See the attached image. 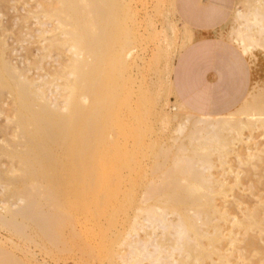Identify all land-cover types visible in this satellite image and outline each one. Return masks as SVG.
<instances>
[{
  "label": "rangeland",
  "instance_id": "obj_1",
  "mask_svg": "<svg viewBox=\"0 0 264 264\" xmlns=\"http://www.w3.org/2000/svg\"><path fill=\"white\" fill-rule=\"evenodd\" d=\"M103 1L104 3L98 5L93 4L96 3V0H93V3L92 0H59V2L57 0H0V184L2 185V187L0 186V214L9 216L10 213L18 211L21 206L25 205L27 197L25 195H28L32 191L29 184L33 182L21 185V180H18L19 178L21 179L20 176L23 174L25 175L26 169L19 163L15 153L18 152L23 145H27L28 143L26 141L28 140V137L26 138L27 135L23 134L20 130L18 131V127L16 128V126H18L16 118L18 117V106L16 103L18 96L22 95L26 99H33L31 97L33 95L32 92L35 93L36 91L38 96H35L33 99L35 105H44L45 103H53L52 105H57V103H59L62 105L64 98L66 97L63 96V93H66L64 91L66 87L65 85L73 79V75L71 74L72 59H74L76 55L85 52V50L83 51V49L87 47L85 44L90 46L92 42L94 43L96 37L94 38L91 34L93 31L91 29L99 25L98 23H101L103 19L109 20V23L112 22L109 26L107 24V27L110 31L112 29V31L109 32V29L106 30V36H108L107 41H111L112 44L109 42L110 44H108L109 47L107 48L108 51H104V55H102L104 58L102 57L103 60L101 59V65L103 66H101V68L106 71L107 80H110L104 82V85H107L106 83H108L109 86H104V88H109V90L113 89L114 92L110 91L112 92L111 94L113 95L114 93V96H117V99L113 96L116 100L114 101L117 103L115 104V102H112L108 110L109 121H111L110 123L112 124H110V133L111 130L114 132V135L113 133H109L110 136H108V142L115 141L119 148H117L118 152L116 151V154H114L116 160L113 163L116 164L114 166H103L100 168L101 175L99 174L98 176L103 188V198L101 199L107 206L105 218L103 216L98 224L99 227L103 225V228H99L98 226L92 227V221L86 223L82 217L76 216V218L79 219V223H72L73 225L71 226L72 229L77 227L74 229L76 239L74 238L70 243L74 246L72 247L69 244L63 246L64 240L60 238V235L63 237L62 233L66 232L64 233L65 236L68 232L64 229V231H61V234H59V237H56V239L58 238L57 243L55 242V244H52L47 243L49 240L45 237L40 236V239L38 235L34 237L31 233L30 235H27L29 234V230L27 229L25 230L26 233H16L11 229L14 231L13 234L10 228L5 227V225H0V253H2L0 254V264H3L2 262H4V264H124V262H130L131 259L132 261L130 264H133V261H136V259L133 251H131L133 246L130 247V244L134 245V248L137 249L140 247L144 248V252L140 251V260L138 259L140 264H152L151 261L153 259H147V256H144V254L147 252L153 253L154 248L158 247V244L161 246L158 250L160 248L162 249L160 250V253L162 254H160V261L161 263L164 262L163 264H178L177 262H182V260L186 264L190 261V264H196L195 258L198 259V261L196 260L197 264H264V131L255 128L254 132H250L251 129L248 130V127L245 128V124L243 123L247 122V120L249 121V119L251 122H257L258 119L264 120V113L258 116V114L253 111V109L257 107L255 105L258 102L257 99L261 98L255 96H264V93H261L264 92V45H262V43L264 44V0H224L222 3L214 0ZM217 5H219L220 8ZM84 12L88 13V16ZM261 13H263L262 16ZM90 14L91 17H89ZM85 18L87 19L85 20ZM115 19L118 21H115ZM202 21H207V23H203ZM113 26L115 27L114 30ZM237 30H241L238 32L241 33L242 36L245 35L248 38L249 35L254 39L251 40V38H248V40L254 42L256 40L258 41H256L257 43L255 42L254 45H251L253 44V42H251L250 45L253 48L247 47L245 44H247V42L249 44V41L247 38H244L246 39V43L242 44L248 49L250 48L249 52H243L237 44L242 41L241 35L238 34ZM259 30H261L260 33H258ZM243 32L245 34H242ZM110 33L114 35V37L116 36L115 38L117 41L114 37H111L112 35H110ZM237 34L240 40L237 39ZM90 35H92V38ZM115 41L116 43H114ZM83 42H85V44ZM255 44H258V47H256ZM111 45L116 47L113 48ZM109 48H113V50L111 49L112 52H110L111 50H109ZM156 52L157 55H154ZM83 55L85 56V53ZM120 56L122 58H120ZM156 56H158V58ZM180 56H184L186 61V67L181 72L187 86L184 95H179L176 91L177 88H175L176 75L179 66L178 59ZM114 59L116 60L114 61ZM111 61L115 63L113 64ZM150 62L153 64H150ZM115 64L117 65L116 68ZM107 65H109V67ZM110 68L114 71L113 75L116 73V77L111 74L112 72H109L111 70ZM111 75L113 78H111ZM114 83L116 84L114 85ZM112 85L114 87H112ZM25 90L28 92L26 93ZM103 90L104 96H107L108 93L110 94L108 89ZM106 90L108 92L107 95H105ZM18 91L21 92L19 93ZM41 92L44 95V99L42 98ZM253 92L256 94L255 96L253 95ZM233 97H237L238 100L232 101ZM253 97L254 99L252 100ZM193 98L200 99L203 105H200L199 109L196 107V109H193L191 112L189 111L192 110L190 109L189 100H192ZM254 100H257V102ZM44 101L46 102L44 103ZM250 101L255 103L254 108L250 106H254ZM248 103L249 108H253L252 110L247 108ZM52 105L51 107H53ZM110 108L112 109L110 110ZM115 110L118 115H116L117 113ZM246 110H248V112ZM208 113L214 115L212 116L213 120H221L231 116L230 119L228 117L229 120L227 119L231 122V118H238V120L233 119L232 122L237 121L236 123L239 124V121L242 120L241 122L244 126L242 124L241 127H239L234 123V125H237V128H235V126L233 128L236 130L238 129V131H235V129L232 131L231 128V130L228 131L229 128H226L227 130H222L216 134L212 133L213 135H209L211 138L208 136L205 137V135H207L206 131L201 133L198 132L200 133V136H202L201 139L200 136H198L199 134H197L196 129L198 128L196 127H202V122L201 125L199 122V125L197 124L198 126L195 125V122L203 121L205 118L204 116ZM131 114H133L132 117ZM243 114L245 116H243ZM118 118L120 119L117 123L116 121H118ZM126 119L128 122L125 121ZM113 120L116 125L119 124L118 127H116L115 124L113 125ZM123 122L124 126L122 127ZM129 124L132 125L130 126ZM194 126H196V129ZM116 128H118L117 130L120 134L116 131ZM130 129L131 131H129ZM19 134H23L24 136ZM218 134H221V137ZM250 134H252V136ZM225 135L227 136L225 137ZM22 136L25 137V139L22 138ZM116 137H118L119 140H115ZM203 137H205L204 140ZM109 138L111 140H109ZM210 140H212V143ZM23 141L26 143H21ZM217 144L218 146H216ZM123 145L126 148H124ZM255 146L258 147L256 148ZM121 158H124L122 159L123 161H121ZM247 158L248 161H246ZM189 159L192 160L190 161ZM186 160L187 162H185ZM190 163L192 164V168L189 166ZM251 164L252 167L255 165V168L250 167ZM111 166L115 169L111 168ZM201 166L209 168L206 173L204 170L202 175ZM104 168L105 170H103ZM249 168L252 169L250 170ZM180 169H182L183 172ZM187 169L188 173L191 172V175L187 177L184 175V177H182L180 173H185V170ZM174 170H176V173L180 174V176L176 173L173 174ZM194 170L196 176L193 175L192 171ZM198 173H200L199 176L197 175ZM203 175L205 177H203ZM250 175H253V177ZM212 176L215 180L222 181V183L224 182L225 186H218V184L214 183ZM240 176L242 177L240 178ZM175 177L177 181H172ZM9 179H11V181ZM108 180H111L110 182L112 184L109 183ZM182 180L183 183H181V186L180 182ZM190 180H194L195 183L192 181L190 182ZM207 180L211 183V185L208 186L211 190L206 187V183H209ZM257 180L260 182H257ZM116 181L119 183L120 187L117 185L118 183ZM34 184L36 183H33V185ZM196 184H198L197 186H200L199 190L201 191L199 192L204 193V195H202L203 193H197L198 195L201 194L204 198L213 196L212 198H214L215 203L218 204L217 206L224 210V212L227 210L229 213L227 212L226 215L229 214L230 216H226V220H224V218L220 220L221 217L219 216H214L216 219L214 217L213 219L210 217L213 213L210 214L208 212L211 219L208 217L210 222L207 221L211 225L206 224L209 228H206V225L200 226L201 228L203 227L202 230L205 229V232H201V228H198L201 234L204 232L202 235H205V238H201V240L197 235V237L189 235L192 239L188 241V245L184 244L185 246L183 245V247L184 250L185 248L187 250L191 245L192 248L190 247V249L192 250L190 252V249H188L185 255H189L184 257L183 250V253L181 252L182 254H180L178 250L173 249L174 246L172 240L174 237L172 235L169 236L170 233L163 232V230L159 228L156 230L151 228L150 225L153 221L151 222L148 220L147 222V216L146 213L144 214V209L151 207L150 209H155V215L163 213V215H166V218L169 220L171 219L169 222L176 223L177 220L175 214L173 215V213H170L168 210H165L164 212V209L167 207H164L165 199L163 198H165L167 194L169 196H184L188 194V189L193 187L192 185L196 186ZM19 188L23 191H20ZM171 188L174 190L167 192ZM179 188L182 191H180ZM215 190L216 193L214 192ZM16 191L22 193L20 194ZM163 191L165 193L167 192L166 194L163 193L165 196L162 194ZM178 191L182 194H179ZM224 196L225 199L223 198ZM142 198H144V201H142ZM222 202L225 205L222 206ZM200 209L203 211L204 208L201 207ZM137 211L140 212L137 213ZM204 211L207 210L205 209ZM253 212L256 214V218L252 216V214L254 215ZM221 213H223V211ZM202 215H205L204 212ZM227 217L230 220H228ZM248 217L250 218L248 219ZM244 220L245 223H247L246 225L242 223ZM70 221L73 220L70 219ZM236 221H239L241 224L239 222L236 224ZM215 222H218L219 225L218 223L215 224ZM249 222L252 223L250 224ZM254 224H259V226L256 225L255 227ZM108 225H111V228H109ZM231 225L234 226L232 227ZM249 226H253L252 229ZM237 227L238 229H236ZM103 229L105 230L103 231ZM208 229L211 230L209 231ZM213 229L216 232L213 231ZM97 230H101L104 233V238H107L106 242L108 245L105 242L107 249L104 248L105 254L103 253L104 251H101L99 254L100 249H96L94 252L92 251L93 253L91 252V248L94 244H99V236L98 233L96 234V232H98ZM22 233L27 236H20ZM228 233L231 234L229 235ZM16 234L18 235L17 237ZM208 235H210V237ZM211 235L218 237L214 238ZM261 235L262 238L260 237ZM28 238H32V240H29ZM43 238L45 239L44 241L42 240ZM234 238L236 239L233 240ZM91 239L94 240L92 241ZM58 243H63L62 247L61 245H58ZM142 243H146V245L148 244L146 247L147 249H145ZM199 243L202 245L199 246ZM155 244L156 246L154 247ZM136 245H138L139 248L136 247ZM195 245L199 247L195 248L197 247ZM75 246L80 248L78 249ZM206 246L210 247L207 249ZM243 246L245 247L244 249H242ZM81 247L83 248V253L80 252ZM64 248L68 249L69 252ZM85 248H87V250ZM108 250L110 252H108ZM205 251L208 254H206ZM213 251L214 253H212ZM193 252L196 254H192ZM204 252L205 255L203 254ZM197 253L199 254L197 255ZM98 254L101 257L98 256ZM214 254L217 255L215 256ZM206 255H209V257ZM94 258L98 259L96 260ZM100 258L102 259V262H100ZM189 258L191 260H189ZM225 258L229 261L227 260L228 262H225ZM80 259H84L83 263L79 262ZM109 259H112L113 261H110ZM187 260L189 261L187 262ZM160 261L158 260L157 263H160ZM172 261L175 262L172 263Z\"/></svg>",
  "mask_w": 264,
  "mask_h": 264
},
{
  "label": "bare ground",
  "instance_id": "obj_2",
  "mask_svg": "<svg viewBox=\"0 0 264 264\" xmlns=\"http://www.w3.org/2000/svg\"><path fill=\"white\" fill-rule=\"evenodd\" d=\"M54 1V0H53ZM59 2V0H57ZM84 1V0H83ZM89 1V0H87ZM141 2V1H140ZM51 3V2H50ZM92 3H93V0H92ZM101 3H104L103 0H96V3H93V4H101ZM90 4V3H89ZM92 4V5H93ZM108 5V4H107ZM87 6V5H86ZM101 6V5H100ZM104 6V4H103ZM96 7V5H95ZM108 7V6H107ZM86 9V8H85ZM94 9V8H93ZM99 9V7H98ZM100 10V9H99ZM104 10V9H103ZM102 10V11H103ZM261 10V9H260ZM87 11V10H86ZM97 11V9H96ZM95 11V12H96ZM114 11V10H113ZM101 12V11H100ZM99 12V13H100ZM105 12V11H104ZM116 12V11H115ZM262 12V11H261ZM264 12V10H263ZM85 13V12H84ZM256 13V12H255ZM258 13V12H257ZM87 14L88 16V13H85ZM102 14V13H101ZM263 13H261V16H262ZM99 15V14H98ZM106 15V14H105ZM117 15V14H116ZM119 15V14H118ZM83 16V15H82ZM108 16V15H107ZM91 17V14L90 16ZM93 17V16H92ZM101 17V16H100ZM99 17V18H100ZM112 17V15H111ZM95 18V17H94ZM117 18V17H115ZM84 19V18H83ZM87 18H85L86 20ZM89 19V18H88ZM97 19V18H96ZM114 19V18H113ZM112 20V19H111ZM94 21V20H93ZM96 21V20H95ZM115 21H118L115 19ZM82 22V21H81ZM97 22V21H96ZM98 23V22H97ZM112 23V22H110ZM109 20H102V22L98 23L99 25L93 27V30L92 31V35L94 36V38L96 37V40L94 41V43L92 42L90 46L86 45L85 42H83L85 44V46H87L85 49H83V51L85 50V56L80 53L79 55H76L74 57L73 60V63L71 62V74L73 75V79L72 81L69 83H67V85H63L65 87V92L66 93H63V96H66L64 98V101L61 104L57 103L52 105V104H48V103H45L46 101H44V105H35L33 103V99L35 98V96H38V94L34 92L33 95L31 96L33 99H26L24 96H18V99H17V106H18V117L17 118V121H18V126H16V128L18 127V131H22L23 134L27 135L26 138L28 137V140H26L28 143L27 145L25 144L26 142L23 141L21 143L25 144L22 146V148L16 152V158L17 160L19 161V163L26 169V173L25 175L23 174L21 177V179L19 178L18 180L21 182L20 184L23 185L25 183H30V182H33V183H36L33 185V183L29 184V186H31V193H27L28 195H25L27 196L26 197V201H25V205L24 206H21V208L18 209V211L16 212H12L10 213V215H2L0 214V225L4 226L5 227H8L11 229H13L16 233L19 232H25V230H29V234L27 235H30L33 234V237L38 235L39 237L42 236V237H45L49 240V242L47 243H54L55 242L57 243V240L58 238L56 239V237H59V234H61V231H68L67 232V235L65 234L64 236V233L66 232H63V237H61L60 235V238H62L64 240V245L65 244H69L70 246H72V244H70L72 242V240H74V238L76 239V235L74 234V229H76L77 227H74L72 229V223H79V219L76 218V216H80L83 218V220H85L84 222H90L92 221V227H95V226H98V224L100 223V219H102V217L104 216L105 218V213L106 212V205L105 203L103 202V200L101 198H103L102 196V191H103V188L101 186V183L98 179V176L100 174V168H102L103 166H106V165H115L113 162L116 160L115 157H114V154H116V151H117V144L115 141H111V142H108V136H110V134L113 133L114 135V132H112L111 130V133H110V122L109 121V115H108V110H109V107L111 106L112 102H115L116 100L114 99V97L116 98L117 96H114V93L113 95L111 94L113 91V89L109 90V88H104V86H108V83H106L107 85H104L105 81L108 82L110 80H107L106 78V71H104V69L101 68V59H102V55H104V51L107 50V48L109 47L108 44L111 43V41H107V37L106 36V30L109 29L107 27V24L109 26ZM79 24V23H78ZM116 24V22H115ZM113 24V25H115ZM92 25V24H91ZM94 25V24H93ZM112 26V24H111ZM260 26V24H259ZM263 26V25H262ZM81 27V26H80ZM84 27V26H82ZM85 27H86V24H85ZM89 27V26H88ZM92 27V26H91ZM117 27V26H116ZM114 26H113V30H114ZM260 28V27H258ZM81 29V28H80ZM83 29V28H82ZM87 29V27H86ZM89 29V28H88ZM261 29V28H260ZM109 32L110 29L108 30ZM238 31H241V30H237ZM244 31V30H242ZM261 30L258 31V33H260ZM264 31V30H263ZM262 31V32H263ZM115 33V32H114ZM83 34V33H81ZM119 34V32H118ZM238 34L241 35V33L238 32ZM237 34V36H238ZM242 34H245L244 32ZM90 35V37L92 36ZM110 35H112L110 33ZM260 35V34H258ZM85 37V36H84ZM87 37L89 38V36L87 35ZM112 38L114 37V35L111 36ZM116 37V36H115ZM114 37V38H115ZM261 37V36H260ZM86 38V37H85ZM92 38V37H91ZM241 38H242V41H240V43H237L239 45V47L241 48V50L243 52H249L250 51V48L248 49L247 47H252L251 45H254V43L257 41H251V40H254L253 38H251L249 35H248V38L251 40H248L247 36L245 35H241ZM244 38H247V40L249 41V44L247 42V44H242V43H246V39ZM258 38V37H257ZM256 38V39H257ZM123 39V38H122ZM125 39V38H124ZM237 39H239V36L237 37ZM244 39V40H243ZM259 39V38H258ZM261 39V38H260ZM264 39V38H263ZM112 40V39H111ZM116 40V38H115ZM126 40V39H125ZM240 40V39H239ZM84 41V40H83ZM87 41H90V40H87ZM92 41V40H91ZM114 41V40H113ZM117 41V40H116ZM116 41L114 43H116ZM264 41V40H263ZM262 41V42H263ZM108 42V43H107ZM110 42V43H109ZM119 42V41H118ZM238 42V41H237ZM251 42H253V44H251ZM258 42V41H257ZM256 42V43H257ZM261 42V41H260ZM112 44V43H111ZM127 44V43H126ZM251 44V45H250ZM250 45V46H249ZM256 45V44H255ZM258 45V44H257ZM256 45V47H258ZM262 45H264L262 43ZM84 46V47H85ZM113 45H111L112 47ZM260 46V45H259ZM116 47V46H115ZM113 46V48H115ZM121 47V46H120ZM113 48H111L113 50ZM118 48V47H117ZM124 48V47H123ZM122 48V50H123ZM127 48V47H126ZM159 48V47H158ZM253 48V47H252ZM109 48V50H111ZM121 49V48H120ZM112 50L110 52H112ZM121 50V51H122ZM108 51V50H107ZM118 51V50H117ZM125 51V50H124ZM158 51V50H157ZM252 51V50H251ZM120 52V51H119ZM106 53V52H105ZM113 54V53H112ZM161 54V53H159ZM107 55V54H106ZM109 55V54H108ZM154 55H157V52L154 54ZM250 55H251V52H250ZM115 56V54H114ZM117 56V55H116ZM160 56V55H159ZM248 56V55H247ZM87 57V58H86ZM158 58V56H156ZM252 57V56H250ZM104 58V57H103ZM120 58H122L120 56ZM153 58V57H152ZM155 58V57H154ZM118 59V58H117ZM103 60V59H102ZM112 60V59H111ZM116 59H114L115 61ZM124 60V59H123ZM108 61V60H107ZM154 61V59H153ZM113 63V61H111ZM118 62V61H117ZM115 63V62H114ZM113 63V64H114ZM150 64H153L150 62ZM116 65V64H115ZM109 67V65H107ZM6 67V66H5ZM4 67V68H5ZM103 67V66H102ZM111 67V66H110ZM117 67V65L115 66V68ZM152 67V66H150ZM7 68V67H6ZM105 68V67H104ZM112 68V67H111ZM110 68V69H111ZM124 68V67H122ZM121 68V69H122ZM107 69V67H106ZM109 69V68H108ZM113 69V68H112ZM111 69V70H112ZM109 71V72H112L111 74L113 75L114 71ZM123 70V69H122ZM121 70V71H122ZM9 71V69H8ZM116 71V70H115ZM108 72V74H109ZM125 72V71H124ZM116 74V73H115ZM115 74L113 76H115ZM110 75V74H109ZM111 75V76H112ZM19 76V75H18ZM113 76L111 78H113ZM116 77V76H115ZM110 78V77H109ZM115 79V78H114ZM113 79V80H114ZM67 80V79H65ZM112 80V79H111ZM117 80V79H116ZM115 80V81H116ZM19 82V81H18ZM28 82V81H27ZM66 82V81H65ZM113 82V81H112ZM110 83V82H109ZM22 84V83H21ZM25 84V83H24ZM69 84V85H68ZM111 84V83H110ZM113 84V83H112ZM116 83H114L115 85ZM120 84V83H119ZM259 84V83H258ZM30 85V84H29ZM32 85V84H31ZM25 86V85H24ZM258 86V85H256ZM31 87V86H30ZM112 87H114L112 85ZM63 88V87H62ZM118 88V87H117ZM264 88V87H263ZM261 88V89H263ZM103 89H108L110 94L107 92L106 90V94L108 93L107 96H104L103 92L104 90ZM120 89V88H119ZM260 89V88H258ZM28 90V89H27ZM32 90V89H31ZM118 90V89H117ZM256 91V90H255ZM258 91V90H257ZM19 92V91H18ZM21 92V91H20ZM19 92V93H20ZM26 92V90H25ZM28 92V91H27ZM26 92V93H27ZM31 92V91H30ZM261 92V91H259ZM39 93V92H38ZM257 93V92H255ZM261 93H264V92H261ZM30 94V93H29ZM28 94V95H29ZM42 94V92H41ZM65 94V95H64ZM247 95V94H246ZM253 95L255 96L256 94H254L253 92ZM252 95V96H253ZM258 95V94H257ZM44 95L42 94V98L44 99L43 97ZM114 96V97H113ZM251 96V97H252ZM27 97V96H26ZM29 97V96H28ZM257 98H260V99H257L255 102H257V104H255L254 102L252 103L250 101L251 104H255L257 107L252 106L250 105L251 107H255V109H253L254 113L256 112V114H258V116L261 114L264 113V96H255ZM41 98V97H40ZM42 99V100H43ZM117 99V98H116ZM254 99V97L252 98V100ZM32 100V101H31ZM38 100V99H36ZM115 100V101H114ZM250 100V99H249ZM35 102V101H34ZM117 102H115L116 104ZM121 103V102H120ZM114 104V105H115ZM51 105L53 107H51ZM61 105V106H59ZM118 105L120 106V104L118 103ZM117 105V106H118ZM116 106V108H117ZM124 106V105H122ZM251 107L249 108V103H248V107L250 110ZM112 108H113V105H112ZM110 108V110L112 109ZM118 110V109H117ZM121 110V109H120ZM119 110V111H120ZM114 111V110H112ZM110 111V112H112ZM116 111V110H115ZM248 112V110H246ZM258 111V113H257ZM250 112V111H249ZM16 113V112H15ZM117 113V111H116ZM253 113V112H251ZM253 113V114H254ZM115 114V113H114ZM122 114V113H121ZM129 114V113H128ZM245 114V112H244ZM243 114V116H245ZM250 114V113H249ZM17 115V114H16ZM118 115V113L116 114ZM120 115V114H119ZM238 116H240L239 114H237ZM236 115V117H237ZM252 115V114H251ZM126 116V115H125ZM130 116V114H129ZM128 116V117H129ZM133 116V114H131V117ZM242 116V117H243ZM247 116V115H246ZM249 116V115H248ZM256 116V115H255ZM113 117V116H111ZM116 117V116H115ZM114 117V118H115ZM127 117V118H128ZM130 117V118H131ZM229 117V116H228ZM225 118V119H221V120H213L212 119V116H205L204 120L203 121H197L195 122L196 126H198L199 122H200V125H201V122H202V127L198 126H194V128H198L196 129L197 130V134H199L198 136H200V133L201 132H204L206 131L207 135L209 137V135L211 136L212 133H218L222 130H225L226 128L229 130L232 129H235L237 128V125L239 127H241V125L243 124V126L245 128H249L248 130H250V132H254L255 131V128H257L258 130L262 129L264 131V120L262 119H258L257 122H251V120L249 119V121L247 120V122H241V117H240V120L239 121V124L236 123L235 121H233L234 118H231L232 121H228L230 119ZM232 117H235V116H232ZM113 118V119H114ZM129 118V119H130ZM119 119L118 118V121H116L117 123L119 122ZM123 119V118H122ZM133 119V118H132ZM228 119V120H227ZM236 119V118H235ZM234 119V120H235ZM264 119V118H263ZM116 120V119H114ZM113 120V122H114ZM202 120V119H201ZM238 120V118L236 119ZM245 120V119H244ZM16 121V119H15ZM127 121V119L125 120ZM256 121V119H255ZM122 122V121H121ZM128 122V121H127ZM241 122V123H240ZM130 123V122H129ZM231 123V124H230ZM237 124V125H234ZM115 124V122L113 123V125ZM198 124V125H197ZM16 125V123H15ZM112 125V124H111ZM116 125V124H115ZM130 125V124H129ZM132 125V124H131ZM130 125V126H131ZM192 125V124H191ZM119 124L116 125V127H118ZM124 126V122L122 123V127ZM235 126V128H233ZM126 127V126H125ZM191 127V126H190ZM238 127V128H239ZM231 128V129H230ZM244 128V129H245ZM115 129V127H114ZM118 128H116V131ZM122 129V128H120ZM119 129V130H120ZM124 129V128H123ZM127 129V128H126ZM192 129V128H191ZM226 129V130H227ZM125 130V129H124ZM128 130V129H127ZM242 130V128H241ZM115 131V132H116ZM131 131V129L129 130ZM137 131V130H136ZM193 131V129H192ZM235 131H238V129ZM119 132V131H118ZM116 132V133H118ZM195 132V131H194ZM193 132V133H194ZM200 132V133H198ZM110 133V134H109ZM124 133V131H123ZM23 134H19V135H23ZM120 134V132H119ZM122 134V133H121ZM125 134H126V131H125ZM204 134V133H203ZM225 134V133H224ZM235 134V133H234ZM124 135V134H123ZM213 135V134H212ZM219 135V134H218ZM221 135V134H220ZM219 135V136H220ZM231 135V133H230ZM241 135V134H239ZM252 136V134H250ZM261 135V134H260ZM24 136V135H23ZM25 139V137H23ZM122 136V135H121ZM135 136V135H134ZM186 136V135H185ZM191 136V135H190ZM227 135H225L226 137ZM244 136V135H243ZM115 137V136H114ZM202 136H200L201 138ZM205 137H203V140L205 139ZM221 137V136H220ZM219 137V138H220ZM224 137V136H223ZM124 138V136H123ZM193 138V137H192ZM191 138V139H192ZM211 138V137H209ZM216 138V137H215ZM218 138V139H219ZM251 138V137H250ZM257 138V137H256ZM23 139V140H24ZM118 137H116L115 140H117ZM190 139V138H189ZM202 139V138H201ZM208 139V138H207ZM213 139V138H212ZM221 139V138H220ZM223 139V138H222ZM225 139V138H224ZM229 139V138H228ZM109 140H111L109 138ZM119 140V139H118ZM193 140V139H192ZM216 140V139H215ZM234 140V139H233ZM255 140V139H254ZM202 141V140H201ZM212 140H210L211 142ZM232 141V140H230ZM250 141V140H249ZM248 141V142H249ZM25 142V143H24ZM204 142V141H203ZM223 142V140H222ZM225 142V141H224ZM228 142V141H227ZM246 142V141H245ZM207 143V142H206ZM209 143V141H208ZM212 143V142H211ZM219 143V142H217ZM230 143V142H228ZM243 143V142H242ZM251 143V142H250ZM120 144V143H119ZM199 144V143H198ZM216 144V143H215ZM225 144V143H224ZM232 144V143H231ZM245 144V143H244ZM248 144V143H247ZM246 144V145H247ZM204 145V144H203ZM214 145V144H213ZM222 145V143H221ZM124 146V145H123ZM215 146V145H214ZM218 146V144L216 145ZM19 147V146H18ZM122 147V146H121ZM210 147V146H209ZM247 147V146H246ZM256 147V146H255ZM258 147V146H257ZM256 147V148H257ZM124 148H126L124 146ZM123 148V149H124ZM201 148L203 149V147L201 146ZM219 148V147H218ZM18 149V148H17ZM119 149V148H118ZM122 149V148H121ZM201 149V150H202ZM249 149V148H248ZM261 149V148H260ZM125 150V149H124ZM263 150V149H262ZM245 151V150H244ZM250 151V150H249ZM264 151V150H263ZM13 152V151H12ZM118 152V151H117ZM120 152V151H119ZM124 152V151H123ZM121 153V152H120ZM128 153V151H127ZM14 154V153H12ZM11 155V154H10ZM259 156V155H258ZM117 157V156H116ZM128 157V156H127ZM14 158V157H13ZM206 158V156H205ZM240 158V157H239ZM243 158V157H242ZM262 158V157H261ZM122 159L124 158H121V161H123ZM203 159V158H201ZM12 160V159H11ZM190 160V159H189ZM188 160V161H189ZM192 160V159H191ZM190 160V161H191ZM208 160V159H207ZM242 160V159H241ZM256 160V159H255ZM15 161V160H14ZM126 161V160H125ZM248 161V158L247 160ZM253 161V160H252ZM183 162V161H181ZM187 162V160L185 161ZM238 162V160H237ZM242 162V161H240ZM119 163V162H118ZM184 163V162H183ZM193 163V162H192ZM203 163V161H202ZM251 163V162H250ZM249 163V164H250ZM260 163V162H259ZM19 164V165H20ZM185 164V163H184ZM187 164V163H186ZM195 164V162H194ZM206 164V163H205ZM224 164V163H223ZM245 164V163H244ZM255 164V163H254ZM253 164V165H254ZM257 164V163H256ZM263 164V163H262ZM120 165V164H119ZM192 164L190 163L189 166H191ZM238 165V164H237ZM258 165V164H257ZM193 166H196V165H193ZM255 166V165H254ZM252 167V164L250 167L252 168H255V167ZM21 167V166H20ZM22 167V169H23ZM202 167V166H201ZM229 167V166H228ZM239 167V166H238ZM258 167V166H257ZM261 167V166H260ZM106 168V167H105ZM105 168L103 170H105ZM111 168H114L111 166ZM192 168V166H191ZM190 168V170H191ZM252 168H249L250 170ZM107 169V168H106ZM109 169V167H108ZM115 169V168H114ZM184 169V168H183ZM186 169V168H185ZM207 169L209 168H206V167H202V171H201V175H202V172H204L205 170V173L207 171ZM227 169V168H226ZM264 169V168H263ZM178 170V169H177ZM182 170V169H180ZM193 170V169H192ZM198 170V169H197ZM255 170V169H254ZM253 170V171H254ZM186 171V172H185ZM184 172L186 173H180L182 175V177H184V175L189 176L191 175L190 173H188V169L185 170ZM235 171V170H234ZM252 171V172H253ZM105 172V171H103ZM180 172V171H179ZM183 172V170H182ZM193 172V175L195 170L192 171ZM197 172V171H196ZM225 172V171H224ZM229 172V171H228ZM244 172V171H243ZM251 172V171H250ZM102 173V172H101ZM176 173V170H174L173 174ZM264 173V172H263ZM4 174V173H3ZM178 174V173H176ZM180 174H178L180 176ZM200 173H198L197 175L199 176ZM245 174V173H244ZM257 174V173H256ZM101 175V174H100ZM211 175V174H210ZM224 175V174H223ZM232 175V174H230ZM170 176V175H169ZM175 176V175H173ZM196 176V175H195ZM194 176V177H195ZM235 176V175H234ZM251 176V175H250ZM3 177V176H2ZM178 177V176H177ZM192 177V176H190ZM202 177V176H200ZM199 177V178H200ZM203 177H205L203 175ZM237 177V176H236ZM242 176H240L241 178ZM253 177V175L251 176ZM255 177V176H254ZM6 178V177H5ZM14 178V177H13ZM107 178V177H106ZM181 178V177H180ZM213 178V176H212ZM220 178V177H219ZM235 178V177H234ZM2 179V178H1ZM12 179V178H11ZM11 179H9L11 181ZM103 179V178H102ZM171 179V178H170ZM178 179V178H177ZM189 179V178H188ZM201 179V178H200ZM207 179V178H206ZM205 179V180H206ZM209 179V178H208ZM211 179V178H210ZM237 179V178H235ZM245 179V178H244ZM249 179V178H247ZM252 179V178H251ZM17 180V181H18ZM105 180V179H104ZM120 180V179H119ZM168 180V179H167ZM176 180V177L175 179H172V181ZM180 180V179H179ZM178 180V182H179ZM214 183L218 184V186H225L224 185V182L222 183V181H217L215 180L214 178L212 179ZM250 180V179H249ZM4 181V180H3ZM15 181V180H14ZM102 181V180H101ZM109 181V180H108ZM111 181V180H110ZM109 181V183H111ZM113 181V180H112ZM186 181V180H185ZM192 180H190L191 182ZM197 181V180H196ZM203 181V180H202ZM209 181V180H207ZM230 181V180H229ZM236 181V180H235ZM241 181V180H239ZM247 181V180H246ZM2 182V181H1ZM104 182V181H103ZM102 182V183H103ZM117 182V181H116ZM120 182V181H119ZM188 182V180H187ZM193 183H195V181L193 180L192 181ZM206 182V181H205ZM204 182V183H205ZM212 182V183H213ZM237 182V181H236ZM257 182H260L257 180ZM39 183V184H38ZM118 183V182H117ZM168 183V182H167ZM171 183V182H170ZM176 183V182H175ZM183 183V180L180 182V184ZM186 183V182H185ZM203 183V182H202ZM200 183V184H202ZM213 183V184H214ZM239 183V182H238ZM263 183V182H262ZM8 184V183H7ZM10 184V183H9ZM19 184V185H20ZM112 184V183H111ZM172 184V183H171ZM188 184V183H187ZM220 184V185H219ZM256 184V183H255ZM4 185V184H3ZM17 185V184H16ZM20 185V186H21ZM119 186V183L117 184ZM179 185V184H178ZM198 184H196L197 186ZM211 185L210 181L209 183L207 182L206 183V187L207 189H210L208 188V186ZM263 185V184H262ZM0 186L2 187V185L0 184ZM104 186V185H103ZM182 186V184H181ZM190 186H191V183H190ZM193 187H190V189H188V194L184 195V196H169L168 194L166 195L164 201L165 203V206L164 207H167L166 209H164V212L165 210L167 211H170V213H173V215L175 214L176 216V220L177 222L173 223V222H169L170 220L168 218H166V215H163L162 214H158V215H155L156 212L154 211L155 209H150V208H147V209H144L145 212L144 214L146 213V218H147V222L148 220L149 221H153L152 224L150 225L151 228L153 229H162L163 232H167V233H170V235H172L174 237V239L172 240L173 242V246H174V250H178L180 254L183 253L184 257L186 256L185 254L187 253V250L190 249L191 245L189 248H185L184 250V247L183 245L184 244H187L188 241L190 239H192V237L190 238L189 235H194V236H199V238H205V235H202L204 234V230H202V228L200 227L201 225L205 226L206 224L207 225H211L208 223V221L210 222V219L213 218L214 216H219L221 217V219L224 218V220H226V215L227 214V210H225L226 212H224V210L220 209L219 206H217L218 204L215 203L214 201V198L212 197H205L204 196H201L198 195L197 193H203V192H199L201 190L200 189V186H194L192 185ZM202 186V185H201ZM204 186V184H203ZM254 186V185H253ZM258 186V185H257ZM5 187V186H4ZM3 187V188H4ZM19 187V186H18ZM120 187V186H119ZM180 187V186H179ZM184 187H189V186H184ZM205 187V186H204ZM211 187V186H210ZM252 187V186H251ZM253 188V187H252ZM16 189V187H15ZM20 189V188H19ZM25 189V188H24ZM110 189V188H109ZM180 189V188H179ZM183 189V188H182ZM217 189V188H216ZM230 189V188H229ZM264 189V188H263ZM9 190V189H8ZM22 189H20L21 191ZM116 190V188H115ZM120 190V189H119ZM171 190H174V189H169V191L167 192H171ZM211 190V189H210ZM214 190V188H213ZM212 190V191H213ZM222 190V189H221ZM225 190V189H224ZM256 190V189H255ZM259 190V189H258ZM3 191V190H2ZM23 191V190H22ZM29 191V190H28ZM106 191V189H105ZM176 191V190H175ZM174 191V192H175ZM180 191H182L180 189ZM185 191V190H184ZM230 191V190H229ZM250 191V190H249ZM260 191V190H259ZM13 192V190H12ZM15 192V191H14ZM18 192V191H16ZM26 192V191H25ZM166 192V193H167ZM186 192V191H185ZM207 192V191H205ZM216 193V190L214 191ZM213 192V193H214ZM218 192V191H217ZM224 192V191H223ZM4 193V192H3ZM20 193V192H18ZM22 193V192H21ZM20 193V194H21ZM161 193V192H160ZM165 193L164 191L162 192V194ZM165 193V194H166ZM179 193V191H178ZM219 193V192H218ZM226 193V192H225ZM1 194V193H0ZM105 194V193H104ZM108 194V193H107ZM111 194V193H110ZM179 194H182V193H179ZM185 194V193H183ZM261 194V193H260ZM3 195V194H2ZM9 195V194H8ZM16 195V194H15ZM118 195V194H117ZM204 195V193L202 194ZM220 195V194H219ZM228 195V194H227ZM1 196V195H0ZM19 196V195H18ZM24 196V195H23ZM163 196H165L163 194ZM223 196V195H222ZM226 196V195H225ZM225 196L223 197L225 199ZM22 197V196H21ZM20 197V199H21ZM111 197V195H110ZM13 198H14V195H13ZM23 198V197H22ZM119 198V197H117ZM222 198V199H223ZM249 198V197H248ZM8 199V198H7ZM144 198H142V201ZM151 199V198H150ZM1 200V199H0ZM109 200V199H108ZM249 200V199H248ZM18 201V200H17ZM111 201V200H110ZM119 201V200H118ZM146 201V200H145ZM239 201V200H238ZM242 201V200H241ZM247 201V200H246ZM234 202V201H233ZM244 202V200H243ZM250 202V201H249ZM163 203V205H164ZM223 203V202H222ZM221 203V204H222ZM225 203H228V202H225ZM116 204V203H115ZM119 204V203H118ZM122 204V203H121ZM133 204V203H132ZM158 204V203H157ZM241 204V203H240ZM264 204V203H263ZM112 205V204H111ZM225 205L224 203L222 204V206ZM227 205V204H226ZM231 205V204H230ZM236 205V204H235ZM234 205V206H235ZM238 205V204H237ZM261 205V204H260ZM117 206V205H116ZM221 206V205H220ZM229 206V205H228ZM232 206V205H231ZM9 207V206H8ZM109 207V206H108ZM131 207V206H130ZM204 208L203 211L200 209V208ZM225 207V206H224ZM115 208V207H114ZM121 208V207H120ZM246 208V207H245ZM263 208V207H261ZM113 209V207H112ZM116 209V208H115ZM162 209V208H161ZM207 210V211H204V210ZM225 209V208H224ZM230 209V207H229ZM248 209V208H247ZM3 210V209H2ZM108 210V209H107ZM200 210V211H199ZM223 213H221L222 211ZM231 210V209H230ZM246 210V209H245ZM255 210V209H254ZM260 210V209H259ZM12 211V210H11ZM120 211V210H119ZM143 211V210H142ZM233 211V210H232ZM239 211V210H238ZM244 211V210H243ZM5 212V211H4ZM9 212H10V209H9ZM110 212V211H109ZM112 212V211H111ZM115 212V211H114ZM140 211H137V213H139ZM158 212V211H157ZM204 212V214L207 215L210 213H213V215L211 216L210 214V217L209 215L205 217V215H202ZM209 212V213H208ZM263 212V211H262ZM161 213V212H160ZM201 213V214H200ZM229 213V212H228ZM246 213V212H245ZM254 213V212H253ZM257 213H258V210H257ZM7 214V213H6ZM120 214V213H119ZM247 214V213H246ZM250 214V213H249ZM110 215V214H109ZM137 215V214H136ZM143 215V214H142ZM169 215V214H168ZM167 215V216H168ZM172 215V214H170ZM255 215V216H254ZM254 215L252 214V216L254 218H256V214L254 213ZM113 216V215H112ZM112 216H109V217H112ZM115 216V215H114ZM230 216V215H229ZM262 216V214H261ZM264 216V215H263ZM108 217V218H109ZM203 217V218H202ZM210 219H209V218ZM214 217V218H215ZM218 217V218H219ZM258 217V216H257ZM81 218V219H82ZM206 218V219H205ZM213 218V219H214ZM235 218V217H234ZM250 217H248L249 219ZM70 219H72L73 221H70ZM137 219V218H136ZM152 219H155V220H152ZM168 219V220H167ZM174 219V218H173ZM212 219V221H213ZM216 219V218H215ZM228 219V217H227ZM261 219V218H260ZM259 219V220H260ZM104 220V219H103ZM114 220V219H112ZM208 220V221H207ZM219 220V222H220ZM230 220V219H228ZM227 220V221H228ZM251 220V219H250ZM107 221V220H106ZM135 221V220H134ZM232 221V220H231ZM258 221V220H256ZM113 222V221H112ZM112 222H109V223H112ZM222 222V221H221ZM226 222V221H224ZM239 222V221H238ZM236 221V224L238 223ZM106 223V222H105ZM115 223V222H114ZM212 223V222H211ZM218 223V222H217ZM215 222V224H217ZM240 223V222H239ZM245 225L247 223H245V220L244 222ZM250 224L252 222H249ZM255 223V222H254ZM259 223V222H258ZM262 223H263V219H262ZM213 224V225H215ZM224 224V223H222ZM241 224V223H240ZM261 224V223H260ZM264 224V223H263ZM86 225V224H85ZM140 225V224H139ZM206 225V228H209L207 227ZM212 225V226H213ZM219 225V223H218ZM216 225V226H218ZM243 225V224H242ZM255 225V224H254ZM253 225V226H254ZM259 226V224H256ZM255 225V227H256ZM1 226V227H2ZM111 226V225H110ZM109 225L108 227L111 228ZM113 226V225H112ZM149 226V227H150ZM211 226V227H212ZM223 226V225H222ZM232 226V225H231ZM234 226V225H233ZM232 226V227H233ZM240 226V225H239ZM238 226V227H239ZM252 226V227H253ZM99 227V226H98ZM103 228V225L101 226ZM99 227V228H101ZM210 227V228H211ZM219 227V226H218ZM231 227V228H232ZM236 227V225H235ZM234 227V228H235ZM238 227L236 229H238ZM251 227V226H249ZM251 227V229H252ZM264 227V226H263ZM4 228V227H3ZM2 228V229H3ZM7 228V230H8ZM82 228V227H81ZM97 228V227H96ZM106 228V227H104ZM201 228V232L204 231L202 234L201 232L199 231V229ZM213 228V227H212ZM211 228V229H212ZM222 228V227H221ZM258 228V227H257ZM255 228V229H257ZM261 228V227H260ZM6 229V228H4ZM64 229V230H63ZM135 229V228H134ZM152 229V230H153ZM210 229V230H211ZM215 229V228H214ZM213 229V231H215ZM233 229V228H232ZM244 229V228H243ZM249 229V228H248ZM247 229V230H248ZM81 230V229H80ZM102 230V229H101ZM101 230H97L98 232H96V234L98 233V236H99V244H94V246L91 248V252L95 251L96 249H100V252L99 254L101 253V251H104L103 253L105 254V249H106V246H105V242H106V239L104 238V233L101 231ZM105 229H103L104 231ZM108 230V228H107ZM145 230V229H144ZM154 230V231H155ZM209 230V229H208ZM209 230V231H210ZM226 230V229H225ZM246 230V229H245ZM254 230V228H253ZM261 230V229H260ZM14 231L11 230V232L13 233ZM161 231V230H160ZM222 231V230H221ZM224 231V230H223ZM228 231V230H227ZM231 231V230H230ZM256 231V230H255ZM93 232V231H92ZM150 232V231H149ZM159 232V231H158ZM162 232V231H161ZM200 232V234H199ZM216 232V231H215ZM220 232V230H219ZM8 233V232H7ZM24 233L20 234L21 235H25ZM94 233V232H93ZM108 233V232H107ZM208 233V232H207ZM260 233V232H259ZM14 234V233H13ZM85 234V233H84ZM146 234V233H145ZM156 234V233H155ZM229 234V233H228ZM231 234V233H230ZM229 234V235H230ZM249 234V233H248ZM257 234V233H256ZM25 235V236H27ZM91 235V234H90ZM94 235V234H93ZM106 235V234H105ZM161 235V234H160ZM202 235V237H201ZM18 235L16 234V237ZM79 236V235H78ZM77 236V238H78ZM92 236V235H91ZM107 236V235H106ZM166 236V235H165ZM196 236V237H197ZM210 237V235H208ZM212 236V235H211ZM224 236V235H223ZM11 237V236H10ZM15 237V235H14ZM90 237V236H89ZM108 237V236H107ZM160 237V236H159ZM158 237V238H159ZM172 237V238H173ZM214 237V236H212ZM218 237V236H217ZM217 237H214V238H217ZM230 237V236H229ZM232 237V236H231ZM262 238V235L260 236ZM35 238H38V237H35ZM81 238V237H80ZM79 238V239H80ZM92 238V237H91ZM161 238V237H160ZM194 238V237H193ZM233 238V237H232ZM230 238V239H232ZM254 238V237H253ZM19 239V237H18ZM22 239V237H21ZM29 239V238H28ZM32 240V238H30ZM29 239V240H30ZM41 239V237H40ZM46 239V240H47ZM83 239V238H82ZM81 239V240H82ZM143 239V238H142ZM151 239V238H150ZM165 239V238H164ZM222 239V238H221ZM236 238H234L233 240H235ZM23 240L25 241V239L23 238ZM38 240V239H37ZM43 241L45 240L44 238L42 239ZM41 240V241H42ZM78 240V239H77ZM88 240V239H87ZM92 241L94 239H91ZM96 240V239H95ZM162 240V239H161ZM196 240V238H195ZM202 240V239H201ZM200 240V241H201ZM206 240V239H205ZM219 240V239H218ZM226 240V239H225ZM249 240V239H248ZM23 241V242H24ZM35 241V240H34ZM42 241V242H43ZM90 241V240H88ZM109 241V240H108ZM140 241V240H139ZM155 241V240H154ZM159 241V240H158ZM198 241V239H197ZM209 241V240H208ZM213 241H216V240H213ZM26 242V241H25ZM29 242V241H28ZM36 242V241H35ZM75 242V241H74ZM73 242V243H74ZM78 242V241H77ZM76 242V243H77ZM81 242V241H79ZM210 242V241H209ZM220 242V241H219ZM259 242V241H258ZM62 243V244H63ZM95 243V242H94ZM97 243V242H96ZM107 243V242H106ZM194 243V242H193ZM203 243V242H202ZM205 243V242H204ZM211 243V242H210ZM218 243V242H217ZM248 243V242H247ZM246 243V244H247ZM62 244H59L58 245H61L62 247ZM83 244V243H82ZM85 244V243H84ZM139 244V243H137ZM158 244V243H157ZM164 244V243H163ZM191 244V243H190ZM207 244V243H206ZM205 244V245H206ZM216 244V243H215ZM226 244V243H225ZM234 244V243H233ZM17 245V244H16ZM50 245V244H49ZM76 245V244H75ZM87 245V244H85ZM108 245V243H107ZM113 245V244H112ZM129 245V243H128ZM142 245L145 247V249H147V245L146 243H142ZM141 245V246H142ZM153 245V244H152ZM171 245V244H170ZM188 245V244H187ZM197 245H198V242H197ZM195 245V246H197ZM202 245V244H201ZM200 243H199V246H201ZM211 245V244H209ZM223 245V244H222ZM251 245V244H250ZM255 245V244H254ZM1 246V245H0ZM15 246V245H14ZM55 246V245H54ZM90 246V244H89ZM133 246V247H132ZM156 246V244L154 245V247ZM158 247H155L154 248V252L151 253V252H147L146 254H144V256H147L146 258L148 259H153L151 262L152 264H163L161 263V258H160V250H162L161 248L158 250L159 247H161L159 244L157 245ZM163 246V245H162ZM172 246V247H173ZM182 246V247H181ZM185 246V245H184ZM199 246L195 247V248H198ZM217 246V245H216ZM215 246V248H216ZM236 246V245H235ZM67 247V246H66ZM74 247V246H72ZM76 248H78L77 246H75ZM83 247V246H82ZM81 247V250L80 252L83 253V248ZM88 247V246H87ZM113 247V246H111ZM130 247L131 248V251H133L134 253V257L136 259V261L134 260L133 261V264H140V261H138L139 259V255H140V251H143L144 248L142 249L141 247L139 248L138 245H136V247H138L139 249L137 248H134L135 246L130 244ZM150 247V246H149ZM176 247V248H175ZM207 249L208 247L210 246H206ZM248 247V246H247ZM80 248V247H79ZM78 248V249H79ZM105 248V249H104ZM166 248V247H165ZM192 248V247H191ZM194 248V246H193ZM202 248V247H201ZM213 248V247H212ZM221 248V247H220ZM245 247L243 246L242 249H244ZM250 248V247H248ZM51 249H52V246H51ZM57 249V248H56ZM65 249V248H64ZM69 249V247H68ZM68 249H65L68 251ZM87 250V248H85ZM112 249V248H111ZM204 249V248H202ZM211 249V248H210ZM72 250V249H71ZM107 250V249H106ZM129 250V248H128ZM183 250V251H182ZM192 249H190L189 251L191 252ZM214 250V249H213ZM216 250V249H215ZM2 251V250H1ZM130 251V252H131ZM145 251V250H144ZM143 251V252H144ZM195 251V250H194ZM199 251V250H198ZM201 251V249H200ZM203 251V250H202ZM212 251V250H210ZM92 252V253H93ZM108 252H110L108 250ZM113 252V251H112ZM163 252V251H162ZM165 252V251H164ZM182 252V253H181ZM206 252V251H205ZM205 252L203 253L205 255ZM8 253V252H7ZM75 253V252H74ZM90 253V252H89ZM170 253H171V250H170ZM169 253V254H170ZM174 253V252H172ZM178 253V252H177ZM189 253V252H188ZM195 252H193L192 254H194ZM214 253V251L212 252ZM251 253V252H250ZM2 254V253H0ZM4 254V253H3ZM98 254V256H100ZM102 254V255H104ZM166 254V253H165ZM196 254V253H195ZM194 254V255H195ZM199 253H197L198 255ZM201 254V253H200ZM206 254H208L206 252ZM221 254V253H220ZM226 254V253H224ZM230 254V253H229ZM228 254V255H229ZM242 254V253H241ZM80 255V254H79ZM83 255V254H82ZM94 255V254H93ZM162 255V254H161ZM182 255V256H183ZM189 255V254H188ZM187 255V256H188ZM196 255V256H197ZM215 255V254H214ZM214 255H211V256H214ZM217 255V254H216ZM215 255V256H216ZM222 255V254H221ZM76 256V255H75ZM106 256V255H105ZM109 256V254H108ZM115 256V255H114ZM142 256V254H141ZM172 256V255H170ZM174 256V255H173ZM178 256V255H177ZM180 256V255H179ZM186 256V257H187ZM193 256V255H192ZM200 256V255H199ZM207 256V255H206ZM220 256V255H219ZM218 256V257H219ZM223 256V255H222ZM225 256V255H224ZM12 257V255H11ZM84 257V255H83ZM101 257V256H100ZM133 257V255H132ZM190 257V256H189ZM209 257V255L207 256ZM104 258V257H102ZM160 258V259H159ZM165 258V257H164ZM167 258V257H166ZM171 258V257H170ZM178 258V257H177ZM192 258V257H191ZM202 258V256H201ZM211 258V257H210ZM222 258V257H220ZM224 258V257H223ZM2 259V258H1ZM5 259V258H4ZM96 259V258H94ZM98 259V258H97ZM96 259V260H97ZM143 259V258H142ZM176 259V258H175ZM226 259V258H225ZM232 259V258H230ZM83 260L84 259H80V263L82 262L83 263ZM100 262H102V259L100 258ZM110 260V259H109ZM112 260V259H111ZM110 260V261H111ZM140 260V259H139ZM146 260V259H145ZM158 260L160 261V263H157ZM174 260V259H173ZM189 260H191L189 258ZM187 260V262L189 261ZM194 260V259H193ZM196 260L198 261V259L195 258V263L197 264ZM228 259L224 260L225 262H228L227 261ZM233 260V259H232ZM231 260V261H232ZM239 260V259H237ZM8 261V260H7ZM107 261V260H106ZM108 261V262H110ZM113 261V260H112ZM124 261V260H123ZM126 261V260H125ZM132 261V259H131ZM130 261V262H131ZM169 261V259H168ZM10 262V260H9ZM130 262H124V264H130ZM142 262V261H141ZM150 262V263H151ZM175 262V261H172V263ZM177 262V261H176ZM183 262V260H182ZM177 262L178 264H186L185 262ZM191 262V261H190ZM190 262L188 264H190ZM219 262V261H218ZM221 262V261H220ZM223 262V261H222ZM258 262V260H257ZM1 263V262H0ZM4 264V262H2ZM8 263V262H6ZM12 263V262H11ZM20 263V262H19ZM87 263V262H86ZM199 263V262H198ZM231 263V262H230ZM251 263V262H250ZM10 264V263H8ZM21 264V263H20ZM171 264V263H169ZM201 264V263H200ZM217 264V263H216ZM221 264V263H220ZM229 264V263H228ZM235 264V263H234ZM245 264V263H244Z\"/></svg>",
  "mask_w": 264,
  "mask_h": 264
},
{
  "label": "crops",
  "instance_id": "obj_3",
  "mask_svg": "<svg viewBox=\"0 0 264 264\" xmlns=\"http://www.w3.org/2000/svg\"><path fill=\"white\" fill-rule=\"evenodd\" d=\"M214 1H220V3H222V1H224V0H214ZM217 6H219V5H217ZM219 8H220V6H219ZM203 23H207V21L203 22ZM178 65L179 66H178V71H177V75H176L175 88H177L176 91H177V93L179 95H184L185 88L187 87L186 86V82L183 79V76L181 74L182 70L186 67V61H185V57L184 56L183 57H181V56L179 57ZM178 98H180V97H178ZM233 100H238V98L237 97H233L232 101ZM181 103L184 104L183 102H181ZM189 103H190V109H192V110H189V111H191V112L193 111V109H196V107L199 109V106L203 105L202 101L200 99H198V98H196V99L193 98L192 100L190 99ZM181 106H183V105H181ZM206 116H214V115H211V113H208Z\"/></svg>",
  "mask_w": 264,
  "mask_h": 264
}]
</instances>
